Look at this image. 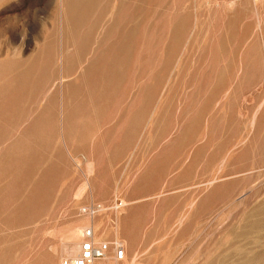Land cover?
<instances>
[{
	"label": "rangeland",
	"instance_id": "obj_1",
	"mask_svg": "<svg viewBox=\"0 0 264 264\" xmlns=\"http://www.w3.org/2000/svg\"><path fill=\"white\" fill-rule=\"evenodd\" d=\"M79 221L116 264H264V0H0V264Z\"/></svg>",
	"mask_w": 264,
	"mask_h": 264
},
{
	"label": "built area",
	"instance_id": "obj_2",
	"mask_svg": "<svg viewBox=\"0 0 264 264\" xmlns=\"http://www.w3.org/2000/svg\"><path fill=\"white\" fill-rule=\"evenodd\" d=\"M98 210L99 206L97 205L81 209L83 213L92 215L97 214ZM111 247L114 248L113 257L110 256ZM125 256L126 249L121 242H97L94 227L91 226L85 230L78 254L74 258L67 259L64 264H105L110 257L113 260L122 261Z\"/></svg>",
	"mask_w": 264,
	"mask_h": 264
},
{
	"label": "bare ground",
	"instance_id": "obj_3",
	"mask_svg": "<svg viewBox=\"0 0 264 264\" xmlns=\"http://www.w3.org/2000/svg\"><path fill=\"white\" fill-rule=\"evenodd\" d=\"M83 234V223L79 221L71 225L67 231L66 239L71 241L64 242V252L67 255L77 254L80 250V238ZM97 240V238H96ZM108 264H116L113 259L109 260Z\"/></svg>",
	"mask_w": 264,
	"mask_h": 264
}]
</instances>
